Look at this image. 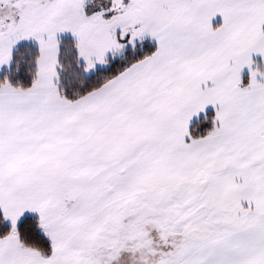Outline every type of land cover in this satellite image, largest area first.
Masks as SVG:
<instances>
[{
	"label": "snow or ice",
	"instance_id": "obj_1",
	"mask_svg": "<svg viewBox=\"0 0 264 264\" xmlns=\"http://www.w3.org/2000/svg\"><path fill=\"white\" fill-rule=\"evenodd\" d=\"M0 264H264V0H0Z\"/></svg>",
	"mask_w": 264,
	"mask_h": 264
}]
</instances>
